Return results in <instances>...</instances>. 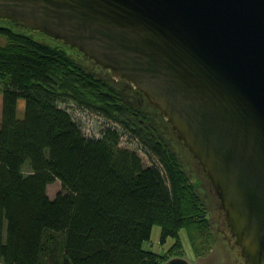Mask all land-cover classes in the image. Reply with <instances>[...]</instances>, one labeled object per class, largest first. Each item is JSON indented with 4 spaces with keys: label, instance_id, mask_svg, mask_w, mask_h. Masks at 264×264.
<instances>
[{
    "label": "trees",
    "instance_id": "trees-1",
    "mask_svg": "<svg viewBox=\"0 0 264 264\" xmlns=\"http://www.w3.org/2000/svg\"><path fill=\"white\" fill-rule=\"evenodd\" d=\"M9 24L18 25L0 18L3 264H165L170 256L144 248L154 225L162 242L175 239L171 250L183 247L186 227L197 253V234H211V223L168 142L171 123L126 80L88 69L80 58L94 60L80 50L64 44L74 56ZM61 101L109 125L98 137L85 135ZM122 137L139 142L153 164L121 147ZM55 181L63 191L50 198Z\"/></svg>",
    "mask_w": 264,
    "mask_h": 264
},
{
    "label": "water",
    "instance_id": "water-1",
    "mask_svg": "<svg viewBox=\"0 0 264 264\" xmlns=\"http://www.w3.org/2000/svg\"><path fill=\"white\" fill-rule=\"evenodd\" d=\"M0 18L141 91L206 171L248 263L264 264V0H0Z\"/></svg>",
    "mask_w": 264,
    "mask_h": 264
},
{
    "label": "rangeland",
    "instance_id": "rangeland-1",
    "mask_svg": "<svg viewBox=\"0 0 264 264\" xmlns=\"http://www.w3.org/2000/svg\"><path fill=\"white\" fill-rule=\"evenodd\" d=\"M6 24H8L6 22ZM15 30L19 32H25L38 40L45 41L47 43L58 47H62L69 53L78 55V52L70 50L69 47H64L63 41L53 40L49 36L45 35L39 31H32L29 28H24L20 25H12ZM66 45V44H65ZM80 61L90 70L96 72L97 74L113 75L108 69L103 68L101 65L97 64L95 61L81 59ZM114 76V75H113ZM115 77V76H114ZM118 79L117 77H115ZM2 94L0 93V117L2 115ZM60 105L67 108L78 121L85 132V135L98 137L101 135L102 131L109 125L106 123L104 117L79 108L74 103L61 101ZM24 111V100L19 101V116L21 117ZM166 120V119H165ZM1 124V118H0ZM171 125V124H170ZM166 136L172 150L178 156L179 161L183 164L186 172L191 177V182L197 183V192L199 193L202 201L207 205V214L209 222L211 223L210 233L207 234L205 238H202L197 234L195 246L198 249L197 253L191 242L190 235H188L187 228H183L180 231V238L183 247H176L175 250H171L175 239L173 237L167 238L165 242L161 241V226L154 225L150 241L145 243L147 250H152L163 256H170L171 259L176 257H181L188 261L190 264H249L244 253H242V247L236 243V238L231 233L230 226L226 222V212L222 209V205L217 192L214 190L212 182L208 178V175L204 169H202L199 161L195 159L193 153L188 150L182 140L178 139V136L173 132V129L167 127ZM172 132V133H171ZM123 148H130L138 152L142 158L145 165H152L154 160L150 157L148 152H145L141 145L137 141H130L127 137H122L120 143ZM156 159V158H155ZM25 171H29L28 166H25ZM63 191V187L60 181H55L48 185L47 193L50 198H54L59 192ZM205 241V242H204ZM197 254V255H196ZM169 261V260H168ZM0 264L3 262L0 260Z\"/></svg>",
    "mask_w": 264,
    "mask_h": 264
}]
</instances>
